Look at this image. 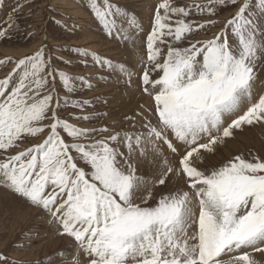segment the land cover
<instances>
[{
  "label": "snow or ice",
  "instance_id": "obj_1",
  "mask_svg": "<svg viewBox=\"0 0 264 264\" xmlns=\"http://www.w3.org/2000/svg\"><path fill=\"white\" fill-rule=\"evenodd\" d=\"M87 7L108 38L134 44L143 31L111 0ZM145 47L139 72L70 44L0 60L15 64L0 79V187L51 215L74 241L72 264L80 252L87 264H264V156L210 162L237 131L264 127V0H161ZM109 77L128 88L136 77L151 104L100 124L107 100L85 94ZM0 264L22 262L0 253Z\"/></svg>",
  "mask_w": 264,
  "mask_h": 264
},
{
  "label": "rangeland",
  "instance_id": "obj_2",
  "mask_svg": "<svg viewBox=\"0 0 264 264\" xmlns=\"http://www.w3.org/2000/svg\"><path fill=\"white\" fill-rule=\"evenodd\" d=\"M111 2L134 14L142 25L143 31L136 34L134 44L108 38L89 11L88 0H0V23L6 21L14 7L18 4L24 5L14 17L17 24L10 31L11 38L0 39V60L8 57L20 59L31 55L45 43L50 49L70 44L88 48L116 62L134 66L139 72L141 70L139 58L146 57V34L150 31L155 8L161 0H111ZM230 11L225 10L220 19L226 18ZM69 17H72L71 21ZM64 21L75 24L76 30L73 32L65 30L62 26ZM126 21L127 17H120V22L125 28L128 27ZM210 36L211 33H208L200 38L206 39ZM54 55H65V58H69L61 52H54ZM14 67V63L0 66V79L11 73ZM69 71L72 74L85 75L95 74L96 69L77 67ZM109 79L111 82H100L97 89L85 94V98L102 97L107 100L106 104L99 103V111L109 113L107 117L101 118L100 124H112L114 120H123L125 116H131L137 111L139 105L148 104L149 98L135 86L136 77H133L134 85L131 88L116 83L114 77ZM148 101L150 104V99ZM72 111L75 110L68 109L61 115L68 116ZM70 122L81 127L89 126L71 119ZM128 124L129 122L125 120L119 128H127ZM33 142L37 141H30L28 146ZM227 144L230 148H227ZM225 146L220 148L217 156L210 159L211 163H218L246 152L264 156V127L247 126L242 131H237L234 138L228 139ZM59 230V224L50 214L30 206L12 192L0 187V253L22 264H72L77 255L73 247L74 241L66 236L62 237H66L64 239L61 236L56 238ZM59 253H64L67 259H61ZM79 259L81 264H87V257L82 252L79 253Z\"/></svg>",
  "mask_w": 264,
  "mask_h": 264
},
{
  "label": "bare ground",
  "instance_id": "obj_3",
  "mask_svg": "<svg viewBox=\"0 0 264 264\" xmlns=\"http://www.w3.org/2000/svg\"><path fill=\"white\" fill-rule=\"evenodd\" d=\"M138 3H139V2H138ZM131 90H132V89H131ZM128 93H129V91H128ZM122 94H123V93H122ZM142 98H143V97H141V99H142ZM144 98H145V97H144ZM148 100H149V99H148ZM148 100H147V103L149 104V101H148ZM150 104H151V103H150ZM135 108H136V107H135ZM134 110H135V109H134ZM224 146H225V145H224ZM227 146H228V144H227ZM229 146H230V145H229ZM229 146H228L227 148H230ZM225 147H226V146H225ZM56 235H57V234H56ZM58 236H60V235H57L56 238H57ZM62 237H63V236H61V238H62ZM61 238H60V239H61ZM64 238H66V237H64ZM64 238H62V239H64ZM54 239H55V238H54ZM58 239H59V238H58ZM70 240H71V239H70ZM53 241H56V240H53ZM60 241H61V240H60ZM63 241H64V240H63ZM63 241H62V242H63ZM52 243H53V242H52ZM56 243H57V242H56ZM46 244H47V243H46ZM59 245H60V243H59ZM59 245H58V246H59ZM70 245H71V244H70ZM55 246H56V245H55ZM60 247H61V246H60ZM70 247H71V246H70ZM54 249H56V247H54ZM60 249H61V248H60ZM62 249H63V248H62ZM69 249H70V248H69ZM64 250H66V249H64ZM67 250H68V249H67ZM67 250H66V251H67ZM68 251H69V250H68ZM60 252H61V251H60ZM66 254H67V253H66ZM82 254H83V253H82ZM58 255H59V254H58ZM81 256H82V255H81Z\"/></svg>",
  "mask_w": 264,
  "mask_h": 264
}]
</instances>
